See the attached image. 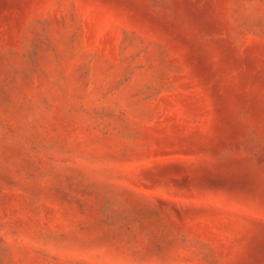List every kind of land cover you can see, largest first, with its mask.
<instances>
[{
    "label": "rangeland",
    "instance_id": "374dc122",
    "mask_svg": "<svg viewBox=\"0 0 264 264\" xmlns=\"http://www.w3.org/2000/svg\"><path fill=\"white\" fill-rule=\"evenodd\" d=\"M0 264H264V0H0Z\"/></svg>",
    "mask_w": 264,
    "mask_h": 264
}]
</instances>
